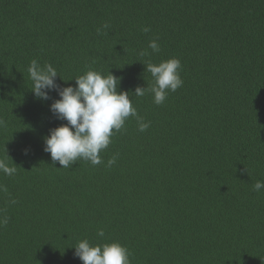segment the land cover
Returning a JSON list of instances; mask_svg holds the SVG:
<instances>
[{
	"label": "trees",
	"instance_id": "trees-1",
	"mask_svg": "<svg viewBox=\"0 0 264 264\" xmlns=\"http://www.w3.org/2000/svg\"><path fill=\"white\" fill-rule=\"evenodd\" d=\"M173 57L183 86L161 105L135 96L153 83L144 64ZM33 59L62 87L111 72L150 127L129 117L103 163L62 168L44 138L67 122L56 91H31ZM0 121L17 168L0 172V264H83L84 239L120 243L131 264H264V0H0Z\"/></svg>",
	"mask_w": 264,
	"mask_h": 264
},
{
	"label": "clouds",
	"instance_id": "clouds-1",
	"mask_svg": "<svg viewBox=\"0 0 264 264\" xmlns=\"http://www.w3.org/2000/svg\"><path fill=\"white\" fill-rule=\"evenodd\" d=\"M103 27L108 28V25L104 24ZM142 30L145 33L150 31L148 27ZM97 31L99 33L100 30ZM148 48L153 53L160 51L156 40L149 41ZM150 54L147 49L139 53L141 57ZM144 65L145 71L151 74L153 83L147 87L137 86L135 96H144L150 92L153 102L161 105L169 92H175L183 86L180 76L182 65L178 58L163 60L159 64L148 62ZM27 71L32 81L31 91L36 98L48 100L51 91H56L59 96V99L51 103L50 111L57 119L67 123L50 130L49 135L44 138V151L50 153L52 161L54 163L58 161L62 168H68L81 159L89 161L92 165L103 163L100 153L112 142V136L124 129L129 117L136 119L140 132L150 127V122L139 116L129 92L118 91L120 78L111 72L105 75L88 70L74 78V86L62 87L56 83V78L60 75L49 63L41 65L33 59ZM7 157L0 158V172L11 176L16 173L17 168L12 159V165L9 164ZM116 158V156L110 158L107 166L115 164ZM261 189H264V181H257L253 190L259 192ZM0 191L7 192V187L0 185ZM7 223L6 216L0 217V226ZM97 235L103 237L104 231L98 230ZM73 247L74 255L83 264H131L128 249L118 242L91 245L84 239Z\"/></svg>",
	"mask_w": 264,
	"mask_h": 264
}]
</instances>
